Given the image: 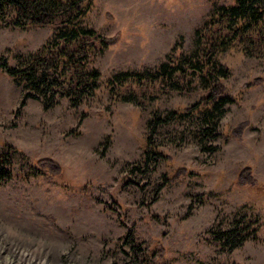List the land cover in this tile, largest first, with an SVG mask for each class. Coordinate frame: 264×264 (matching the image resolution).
<instances>
[{
  "label": "rangeland",
  "instance_id": "374dc122",
  "mask_svg": "<svg viewBox=\"0 0 264 264\" xmlns=\"http://www.w3.org/2000/svg\"><path fill=\"white\" fill-rule=\"evenodd\" d=\"M236 4L87 0L76 27L115 42L104 52L89 36L86 48L61 42L40 63L73 12L0 14V154L13 173L0 183V264H264V20L234 22L222 8ZM5 62L53 67L55 106H21ZM164 62L178 69L173 83H111ZM89 68L101 75L94 92ZM216 85L234 101L211 129L213 105L200 103ZM233 227L255 235L229 250L222 232Z\"/></svg>",
  "mask_w": 264,
  "mask_h": 264
},
{
  "label": "trees",
  "instance_id": "16d2710c",
  "mask_svg": "<svg viewBox=\"0 0 264 264\" xmlns=\"http://www.w3.org/2000/svg\"><path fill=\"white\" fill-rule=\"evenodd\" d=\"M87 2V0H0V14H3L7 10H16L19 9L25 16L30 15L33 13L32 8L33 5H37V9L43 10L46 12L47 10L55 12L60 11H72L74 15H71V19L68 21L71 24H74V18H78L79 20L81 17L86 13V8H83V5ZM260 0H237V4L230 8L223 7L222 10L226 12L233 20H244L246 26H253V24H257L264 20V9L260 11L257 7L259 5ZM71 20V21H70ZM79 22L75 23L73 29H66V30H58L57 33L54 35L52 41H50L46 46L39 51L37 58L38 63L42 62L41 58L47 51L51 48H59L61 46V42H66L68 45H75L76 47L80 46L82 48H86V44L84 43L86 40H83V37H91L96 42H98L102 47V52H104L107 48L112 46L115 42L114 39H108L101 35H98L94 30H88L83 27H76ZM245 26V27H246ZM225 39L222 45H226ZM228 46L226 45L225 48ZM101 52V51H100ZM95 54H99L100 53ZM88 54V53H86ZM60 57L65 58V62L67 65H70V62L76 63V58L74 55L69 54H62ZM32 58V57H31ZM36 59V58H35ZM87 58L84 61L87 62ZM217 62V61H216ZM215 65H213L212 71H218L219 76L226 77L229 74V70L226 66L217 65L215 61H213ZM3 70L11 77L15 78L20 85L23 84V98L21 106H25L26 101L30 98L41 101L44 105L46 110H49L56 103L54 100H48L47 94L48 92L55 90V88H59L61 86V82L58 78H55L53 74H51L50 68L48 66L44 69H39V67H31L29 66L25 70H19L17 68L10 67L6 62L1 65ZM85 68V67H84ZM201 73H205V68L201 65L198 67ZM85 71V76L88 78V87L90 88L91 92H94L99 86L100 80V73L98 70L89 68ZM211 71H206L209 75ZM178 73V69L176 67L171 66L169 63L164 62L156 71H147L143 73H130V72H123L116 74L113 79L111 80L112 84H118L120 87H124L127 82H135V83H143V82H154L158 81L160 78L169 79L170 82H174L175 76ZM24 82V83H23ZM55 95V91H54ZM132 96V95H130ZM125 101L133 102L130 98H124ZM234 99L225 92L224 88L220 85L214 86L210 93L202 98L200 104L202 105H213L212 110H207L206 114L204 115V123L211 125V129H215L217 127V119L222 117L225 113V109H223L228 104L233 103ZM74 102V101H73ZM135 103V102H134ZM215 110H220V114L216 116ZM155 121H150L149 127L152 124H156ZM151 148L150 142L147 143V151L146 157L150 158ZM11 162L10 158L5 154H0V183L7 182L12 179L13 173L10 169ZM56 166L54 165V170ZM255 234H246L245 236L239 237L236 235V228L233 227L232 229L226 230L222 232V238L226 240V244L229 243V250H235L240 248L246 241H248L251 237ZM239 238V239H238Z\"/></svg>",
  "mask_w": 264,
  "mask_h": 264
}]
</instances>
